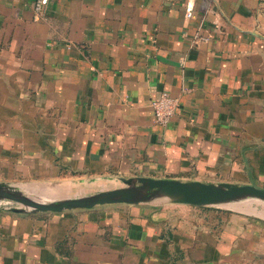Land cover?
Here are the masks:
<instances>
[{
    "label": "crops",
    "instance_id": "crops-1",
    "mask_svg": "<svg viewBox=\"0 0 264 264\" xmlns=\"http://www.w3.org/2000/svg\"><path fill=\"white\" fill-rule=\"evenodd\" d=\"M32 4L0 0V181L75 183L66 195L132 175L264 186V0H48L42 17ZM161 90L179 99L164 125ZM0 264H264V214L0 206Z\"/></svg>",
    "mask_w": 264,
    "mask_h": 264
},
{
    "label": "water",
    "instance_id": "water-1",
    "mask_svg": "<svg viewBox=\"0 0 264 264\" xmlns=\"http://www.w3.org/2000/svg\"><path fill=\"white\" fill-rule=\"evenodd\" d=\"M119 178L122 184L75 195L48 192L45 190L46 187L44 189L21 186L11 181H0V203H9L2 207L15 212L34 213L89 208L114 202H149L157 199L199 206H229L254 199L264 201V186L249 182H214L148 175L120 176Z\"/></svg>",
    "mask_w": 264,
    "mask_h": 264
},
{
    "label": "built area",
    "instance_id": "built-area-1",
    "mask_svg": "<svg viewBox=\"0 0 264 264\" xmlns=\"http://www.w3.org/2000/svg\"><path fill=\"white\" fill-rule=\"evenodd\" d=\"M48 0H33V10L35 17H42L44 13V8ZM193 5H185V15L190 17L192 14ZM207 39L206 36L201 37ZM178 97L171 94L166 90L159 91L155 96L150 99V105L153 111V120L160 124H166L169 119L174 115L176 108L178 106Z\"/></svg>",
    "mask_w": 264,
    "mask_h": 264
},
{
    "label": "rangeland",
    "instance_id": "rangeland-1",
    "mask_svg": "<svg viewBox=\"0 0 264 264\" xmlns=\"http://www.w3.org/2000/svg\"><path fill=\"white\" fill-rule=\"evenodd\" d=\"M13 182L18 183L21 186H34V187H38V188L51 187V186L56 185V184L60 185L62 183H67V185L75 184L73 182H54V181H45V180H26V181L24 180V181H13ZM119 184H122L121 180H117V181L111 183V185H119ZM108 185L109 184H104V182H100L99 184L96 185L94 181H90V182H84L83 183V186H86V188H83V187L80 189L67 188V191H65V192L66 193H78V192H85V191H90V190L93 191V190H96V189H99L102 187H106ZM249 202H252V204L244 205L243 207H239V209H246V210L248 209L249 211H254L257 213L264 214L263 212H261L262 210H264V209H262V208H264V201H259V200H255V199L246 201L247 204ZM8 204L9 203L1 202L0 206H7ZM229 206H233V205H229Z\"/></svg>",
    "mask_w": 264,
    "mask_h": 264
},
{
    "label": "bare ground",
    "instance_id": "bare-ground-1",
    "mask_svg": "<svg viewBox=\"0 0 264 264\" xmlns=\"http://www.w3.org/2000/svg\"><path fill=\"white\" fill-rule=\"evenodd\" d=\"M95 182V184L97 185V184H99L100 183V181H94ZM63 185H53V186H51V187H46V191H48V192H60L61 190H62V188H64V187H62ZM245 204H234L233 206L234 207H237V208H239V207H243Z\"/></svg>",
    "mask_w": 264,
    "mask_h": 264
}]
</instances>
